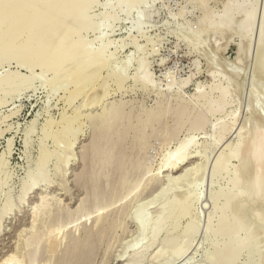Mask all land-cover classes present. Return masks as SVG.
<instances>
[{"label":"rangeland","instance_id":"374dc122","mask_svg":"<svg viewBox=\"0 0 264 264\" xmlns=\"http://www.w3.org/2000/svg\"><path fill=\"white\" fill-rule=\"evenodd\" d=\"M73 1H82L76 12L79 5H72L79 19L73 28L70 19L62 22L68 27L61 24L59 30L70 33L68 38L50 32L44 64H18L13 52L0 59V78L17 72L12 89L0 88V264H264V170L242 151L244 143L264 134V70L256 65L264 64V0ZM126 5L132 6L128 16ZM243 7L251 12L247 25ZM108 12L118 19L107 20ZM105 41L104 53L97 52ZM73 45L81 48L71 62L76 70L84 64L91 68L100 56L94 86L102 85L70 104L65 95L76 85L69 81H75L70 77L75 70L66 57ZM51 61L56 64L49 70ZM102 87L109 94L99 100ZM90 94L97 95L93 102ZM109 105L121 107V113L114 112L118 122L108 123L113 126H103L108 128L104 141L98 126L114 110ZM77 111L81 117L67 147L55 131L59 134L61 115ZM189 135V156L179 167L196 169L183 175L179 167H165L164 160ZM95 145L104 148L97 158ZM42 152L46 162L38 168ZM31 172L36 181L28 179ZM25 183L34 186L26 192ZM221 217L232 221H225L228 230L219 225ZM236 218L240 225L231 228ZM81 247L87 248L81 252Z\"/></svg>","mask_w":264,"mask_h":264},{"label":"bare ground","instance_id":"6f19581e","mask_svg":"<svg viewBox=\"0 0 264 264\" xmlns=\"http://www.w3.org/2000/svg\"><path fill=\"white\" fill-rule=\"evenodd\" d=\"M5 0H0V59H1V57H3V58H5L4 57V55L6 56V54H8V53H10V52H13L14 53V55H16L17 57H16V61H17V63L19 64V63H21V62H23L25 65H27L28 63H30V62H33V60H37V61H39L40 63H42L44 60H45V62L47 61V59H45V57L47 58V53H49V51L51 50V49H49L50 47H48V49H49V51H48V49H47V42L49 41V40H46V39H48V38H52L51 36H52V34L54 33V34H56V33H58V34H60L61 32L60 31H62L63 29H66L68 26H66V24H64V23H66V22H72L73 23V25H71L72 26V28L73 27H75V25L74 24H76L77 22V20L79 19V18H77V17H79V15H77V14H79L80 12L78 11L77 12V14H75L74 12H76L77 10H80V8L82 7L80 4H82V1H81V3L80 4H78V3H75L73 0H33V2H32V0H27L28 1V3L31 1L32 3H30L29 5L27 4V3H25V2H27L26 0H8V1H5ZM44 1V2H43ZM39 2L41 3V5L43 4V6L46 4V6H44V9H43V7L41 8V9H43V10H40V8H38L37 9V5H39ZM79 2V1H78ZM113 2V1H112ZM115 2H118V0H115ZM79 5V6H76L78 9H76L75 11H74V7L72 8V5ZM40 6V5H39ZM81 6V7H80ZM115 6V5H114ZM127 7V11L125 12V14L127 13V16H128V14L130 13L129 11L131 10V8H132V6L131 5H126ZM245 7H247V6H245ZM250 7V6H249ZM125 8V7H124ZM74 11V12H73ZM111 11V10H110ZM120 11H125L124 9L122 10H119V13H120ZM129 12V13H128ZM239 12V11H238ZM74 13V14H73ZM251 13V12H250ZM249 11H247L246 10V8H241L240 9V14L241 15H243V20L245 19V25H247L246 24V21H248L249 20ZM253 13V12H252ZM108 14V15H107ZM106 15V18H107V20L108 19H110V20H113L114 18H117L118 19V17H116L117 15H116V12H108ZM122 14H123V12H122ZM252 15V14H251ZM72 16V17H71ZM74 16V17H73ZM77 16V17H76ZM69 17H71V18H69ZM73 18V19H72ZM75 18H77V20H75ZM105 18V19H106ZM252 18V17H251ZM66 19H70V21L69 20H67V21H65L64 22V20H66ZM72 19V20H71ZM138 19H139V15H137L136 17H135V20H134V22H137L138 21ZM247 19V20H246ZM62 22H64V23H62ZM75 22V23H74ZM108 22V21H107ZM243 23V22H242ZM61 24H63L62 25V30H59L60 29V27H61ZM254 24V23H253ZM36 25H37V27L39 26V28L37 29H34V27H36ZM249 25H251V24H249ZM69 26H70V24H69ZM254 26V25H253ZM64 27H66V28H64ZM243 27H244V23H243ZM251 28V27H250ZM33 29L34 30H36V32L35 31H33ZM70 28H68V31L70 32V30L71 31H73L72 29H70ZM132 29V28H131ZM131 29H129L130 31H131ZM245 29V28H244ZM246 29H248V28H246ZM246 29H245V31H246ZM65 31V30H64ZM63 31V33H61L60 35H62V34H67L66 32H64ZM248 31V30H247ZM50 32H52V34L50 35ZM250 32V31H249ZM128 33V35L130 34L129 33V31L127 32ZM24 35L25 36V38H24V40L23 41H21V42H17L18 41V38H19V36L20 35ZM58 34H56L55 35V37H57V35ZM70 34V33H69ZM68 34V35H69ZM50 35V36H49ZM59 35V37H61ZM66 36L65 35V37H69V36ZM126 35V34H125ZM245 35V34H244ZM261 38H264V29L261 31ZM54 37V38H55ZM64 37V36H63ZM67 38H65V39H67ZM260 39V38H259ZM55 40V39H54ZM57 40H58V42L59 43H61V45L63 44L62 42H64L63 41V38H57ZM51 41H53L52 39H51ZM107 42H109L108 41V39L106 40ZM105 41V42H106ZM261 41V40H260ZM46 42V43H45ZM54 42H56V40L54 41ZM58 42H56V44L58 45ZM107 42L105 43V44H102V45H105V47L104 46H99L100 48L98 49V48H96V49H98L99 51H97V52H100V51H102L103 53H104V48H106L107 46H106V44H107ZM101 42H99V44H100ZM110 43V42H109ZM109 43H108V45H109ZM53 44V43H52ZM71 44H72V42H71ZM79 44V43H78ZM81 44V43H80ZM83 44V43H82ZM64 45V44H63ZM59 46V45H58ZM55 47L56 49H54V51H56V53H58L57 51H59L58 50V48L60 47ZM74 47H73V49H72V47H71V49H70V54H68V56L66 57L67 59V61L66 62H69V63H71V62H73V60H76L75 58H77V57H75L76 55H77V53H80V49L78 48L79 46H77V47H75V45H73ZM63 47V46H62ZM98 47V46H97ZM136 48V47H135ZM137 48H138V46H137ZM16 50V51H15ZM136 50V49H135ZM137 50H139V48L137 49ZM240 50V49H239ZM69 51V50H68ZM95 52H96V50H95ZM13 53H11V54H13ZM16 53V54H15ZM55 53V54H56ZM67 53V52H66ZM239 53V52H238ZM10 54V55H11ZM59 54V53H58ZM92 54H97V53H94V52H92ZM263 54H264V52H263ZM47 55V56H46ZM57 55V54H56ZM64 55V54H63ZM86 55H88V54H85L84 56L86 57ZM91 55V54H90ZM65 56V55H64ZM78 56H79V54H78ZM89 56V55H88ZM93 56V55H92ZM97 57H96V62H94L93 64H94V66H92L91 65V68H89L87 65H89V64H87V65H80V67L76 70L75 68H73V66H72V64H74V63H71V64H69V63H67V64H69V65H71L72 66V68L70 69L71 71H73V69L75 70L74 72H72V75L70 76V77H72L73 79H75V81H72V79L70 80L69 79V77L67 78V80L69 79V81L72 83V85H75L73 88L74 89H70L71 91H69L68 92V90H67V94L65 95V102L66 103H70L71 104V102H73V100H75L78 96H87L88 95V93H87V91L88 90H91L93 87L95 88V90L96 89H98V87L99 86H101L102 84L99 82V84H101V85H98V87L97 86H94V84H95V82L97 81V76H100V75H97V74H99V73H97V72H99V71H101V68L99 69L98 68V65L99 64H101V63H99L100 62V58H98V57H100V56H98V55H96ZM57 57H58V55H57ZM262 57H263V55H262ZM65 59V58H64ZM82 59V58H81ZM81 59H79V61L81 60ZM89 59H91V57L89 58ZM260 59V58H259ZM18 60H19V62H18ZM91 60H93V59H91ZM1 61H3L2 59H1ZM57 61V60H56ZM84 61H86V60H84ZM83 61V62H84ZM129 61V59H126V62H128ZM258 61V60H257ZM51 62H53V63H51ZM51 62H49L48 63V65L49 64H51L50 65V67H51V69H50V67L48 68L49 70H52V68H55V64H56V62H54V61H51ZM82 62V63H83ZM90 62V61H89ZM262 62V61H261ZM23 63H21V64H23ZM85 63V62H84ZM91 63V62H90ZM96 63V64H95ZM257 63V62H256ZM260 63V62H259ZM264 62H262V64H263ZM23 64V65H24ZM42 64H44V63H42ZM79 64V63H78ZM78 64H75V65H78ZM92 64V63H91ZM109 64V63H108ZM127 65H128V63H126ZM65 65V64H64ZM126 65V66H127ZM257 66H261L260 67V70L261 69H263L264 70V64L263 65H261V63H260V65L259 64H256ZM27 66H29V65H27ZM67 66V65H66ZM66 66H62V67H65V69H68V68H66ZM71 66H68V67H71ZM79 66V65H78ZM102 67V66H101ZM103 68V67H102ZM109 68V67H108ZM256 68V67H255ZM258 69H259V67H258ZM255 70V69H254ZM260 70H258V71H260ZM15 71V70H14ZM68 71V70H67ZM257 71V70H256ZM262 71V70H261ZM260 71V72H261ZM255 72V71H254ZM68 73H69V71H68ZM263 74H264V71L262 72ZM66 74H67V72H66ZM108 74V73H107ZM111 74V73H110ZM259 74V73H258ZM261 74V73H260ZM68 75H70V74H68ZM116 75V74H115ZM120 75V74H119ZM17 76V72L15 71V72H10V74L7 76V77H1L0 78V88H4V87H8L7 89L8 90H10V89H12L13 87H11L10 86V84H11V81L14 79V77H16ZM66 76V75H65ZM121 76H122V74H121ZM120 76V77H121ZM124 76V75H123ZM256 76V75H255ZM115 77V76H114ZM124 77H126V75L124 76ZM257 77V76H256ZM258 77H260V76H258ZM99 78H101V77H99ZM105 78V77H104ZM119 78V76H117V79ZM122 78V77H121ZM261 78H263L262 76H261ZM258 79V81L259 80H262V79ZM108 79V78H107ZM116 79V78H115ZM103 80V79H102ZM106 80V79H105ZM124 80H125V78H124ZM124 80H123V82H124ZM263 80H264V78H263ZM262 80V81H263ZM69 81H68V83H69ZM104 81V80H103ZM115 81H118V80H115ZM119 81L120 82H122V80L119 78ZM257 81V82H258ZM261 81V82H262ZM25 82V81H24ZM73 82H76L75 84H73ZM120 82L118 83V82H115V83H118V84H120ZM260 82V81H259ZM67 83V82H66ZM103 83H105V82H103ZM114 83V82H113ZM70 84V83H69ZM96 84H98V83H96ZM105 85V84H104ZM104 85H103V87H104ZM106 85H107V82H106ZM105 85V86H106ZM121 86V85H120ZM119 86V87H120ZM85 87H87V89L85 88ZM102 87V88H103ZM107 87H109L108 85H107ZM107 87H106V89H107ZM213 87V86H212ZM93 88V89H94ZM101 88V87H100ZM214 88V87H213ZM92 89V90H93ZM105 89V90H106ZM117 89H118V87H117ZM2 90V89H1ZM4 90H6V88H4ZM3 90V91H4ZM94 90V92L97 94L99 91H95ZM99 90V89H98ZM103 90H104V88H103ZM103 90H100V91H102L103 92ZM105 90H104V92H103V94H99L98 93V95H99V97H98V99L100 100V98L102 99V97L100 96V95H104V94H109V93H105ZM213 90H215V89H213ZM263 91V90H262ZM101 92V93H102ZM113 92V91H112ZM94 93V94H95ZM264 93V92H263ZM85 94H87V95H85ZM93 94V93H92ZM221 95L223 96V94H220V97H221ZM64 96V95H63ZM90 97H92L90 100L93 102V98H94V96H97V95H94V96H91V94L89 95ZM220 97L218 98V99H220ZM105 98V97H104ZM222 98V97H221ZM83 99V98H82ZM89 99L87 98V100L86 101H89ZM94 99H96V98H94ZM97 99V100H98ZM98 100V101H99ZM104 100V99H103ZM217 100V99H216ZM85 101V100H84ZM90 101V102H91ZM96 101V100H95ZM219 101V100H218ZM83 102V101H82ZM90 102H88V103H86V105L88 104V105H90L91 103ZM96 103V102H95ZM112 103V102H111ZM210 103V102H209ZM216 103H217V101H216ZM113 104V103H112ZM80 105V104H79ZM83 105V104H82ZM93 106H94V104H92ZM95 105H97V104H95ZM120 105V104H119ZM208 105V104H207ZM211 105V104H210ZM215 105H217V104H215ZM100 106V105H99ZM104 106V105H103ZM112 106V105H111ZM218 106V105H217ZM216 106V109L219 107H217ZM78 107V106H77ZM113 108H114V106H112ZM112 107H110V105H109V107L108 108H112ZM117 107V105H115V108H114V110L113 109H111V110H109L108 111V108H107V111L108 112H106V114H105V116H103L104 114L102 113L101 115H99L98 114V116H103L102 117V119H103V121H104V124H102V123H100V124H102L101 126H98V127H102L99 131L100 132H102L103 130H104V132H103V135L101 134V136L103 137L104 136V133H105V130L107 131L108 130V128L107 129H103L104 127V125L105 124H108V123H110V120H112L113 118H114V114L116 113V111L117 110H120V108L121 107H119V109H118V107ZM175 107H177V106H175ZM66 108V107H65ZM81 109H82V107H80ZM79 108V109H80ZM89 108V107H88ZM174 108V107H173ZM79 109H76V110H79ZM104 109V108H103ZM165 109V108H164ZM177 109V108H176ZM176 109H175V112H177L176 111ZM216 109H215V111H216ZM73 110H75V109H73ZM163 110V109H162ZM179 110V109H178ZM213 110V109H212ZM211 110V111H212ZM218 110V109H217ZM65 111V110H64ZM86 111V110H85ZM105 111V110H104ZM164 111V110H163ZM163 111H162V113H163ZM75 112V111H74ZM115 112V113H114ZM118 112V111H117ZM165 112V111H164ZM64 113V112H63ZM82 112H76V113H74L73 115H61L60 117H62L61 118V120L59 119V121H60V131H59V129H58V131H59V134H58V132H56L55 131V134L56 135H59L61 138H62V141H63V144L62 145H68L67 147H70V145H72V135H74L75 133H74V129H76V127L75 128H73L72 129V126H73V123L74 122H76L77 120H78V118H79V116L81 117V114ZM105 113V112H104ZM119 113H121V112H118L117 114H119ZM159 113L161 114V112L159 111ZM158 113V114H159ZM62 114V113H61ZM66 114V113H65ZM69 114V113H68ZM158 114H156L155 113V116L156 115H158ZM180 114V113H179ZM162 115V114H161ZM83 116V115H82ZM153 117H155L154 115H152ZM160 116V115H159ZM180 116V115H179ZM119 116L117 115V118H118ZM148 117V116H147ZM147 117H146V119H147ZM161 117V116H160ZM120 118V117H119ZM149 118V117H148ZM156 118V117H155ZM159 118V117H158ZM101 119V120H102ZM115 119H116V117H115ZM115 119H113L114 120V123L115 122H118L117 121V119H116V121H115ZM146 119L144 120L145 122H146ZM153 119V118H152ZM35 120V118H32L31 119V122L33 123V122H35L34 121ZM51 120V119H50ZM100 120V117H99V119H98V121H101ZM135 120V119H134ZM154 120V119H153ZM200 120V119H199ZM58 121V122H59ZM137 121H140V120H137ZM137 121H135L134 123H135V125L137 124L136 122ZM152 121V120H151ZM155 121H156V119H155ZM47 122V121H46ZM49 122V121H48ZM51 122H52V120H51ZM57 122V123H58ZM82 122L83 121H81V125H82ZM84 122H85V120H84ZM83 122V123H84ZM102 122V121H101ZM113 122V121H112ZM111 122V123H112ZM141 122V121H140ZM144 122V123H145ZM148 122V121H147ZM153 122V121H152ZM195 122V121H194ZM198 120H197V123L196 124H198ZM200 122H201V120H200ZM199 122V123H200ZM56 123V124H57ZM98 123V125H100ZM114 123H112V124H114ZM143 123V122H142ZM143 123V124H144ZM150 123V122H149ZM48 124H53V122L52 123H48ZM47 124V125H48ZM77 124V123H76ZM140 124V123H139ZM151 124V123H150ZM201 124V123H200ZM199 124V125H200ZM236 124V123H235ZM58 125V124H57ZM121 125V124H120ZM148 125V124H147ZM156 125H157V123H156ZM195 124H193V126H194ZM52 126V125H51ZM77 126V125H76ZM110 126H113V125H110ZM109 126V124L107 125V127H110ZM131 126V125H130ZM129 126V127H130ZM141 126V125H140ZM150 126H152V125H150ZM193 126H191L190 125V128L191 127H193ZM234 126V125H233ZM106 127V126H105ZM116 127V126H115ZM117 127H119V126H117ZM121 127H124V126H121ZM126 127V126H125ZM128 127V126H127ZM128 127V128H129ZM143 127H145V125L143 126ZM154 127V126H153ZM199 127V126H198ZM198 127H196V128H198ZM226 127H227V125H226ZM51 128V127H50ZM80 128V127H79ZM78 128V129H79ZM120 128V127H119ZM128 128H127V130H128ZM156 128V127H155ZM187 128H189V127H187ZM190 128H189V130H190ZM194 129H192V130H195V126L193 127ZM228 128V127H227ZM56 129V128H55ZM116 128H114L113 130H115ZM123 129V128H122ZM138 129H140L141 130V132H142V129L143 128H139L138 127ZM152 129H154V128H152ZM72 130V131H71ZM77 130V129H76ZM80 130V129H79ZM110 130H112V128L110 129ZM131 130V129H130ZM136 130H137V128H136ZM120 131V130H119ZM123 131H125L126 132V129L124 130L123 129ZM132 131V130H131ZM135 131V130H134ZM138 132H139V130H137ZM143 131H144V129H143ZM71 132H73V134L71 133ZM76 132V131H75ZM124 132V133H125ZM108 133V132H107ZM112 133V132H111ZM121 133H123V132H121L120 131V134ZM126 133H128V132H126ZM133 133V132H132ZM143 133V132H142ZM141 133V134H142ZM72 134V135H71ZM109 134V133H108ZM140 134V133H139ZM77 135V134H76ZM107 135V134H106ZM105 135V136H106ZM115 135H117V132H116V134ZM114 134H113V136H115ZM125 135V134H124ZM124 135H120L121 137H123ZM143 135V134H142ZM191 135V134H190ZM188 136L186 139H187V141L186 142H184L183 144L182 143H180V144H182V145H180V147L177 149V147H176V152L174 153V152H172V153H174V154H172V153H169L170 154V157H168V158H166V160H164L165 159V157H164V161H165V167L166 166H168V169L170 170L171 169V171L172 170H176V168H178L181 164H183L184 162H185V160H187V156H189V155H187L186 153H185V149L187 148V146H188V144H190L191 142H190V140H188L189 139V137H190V139L192 140V135L191 136ZM108 136V135H107ZM119 136V135H118ZM134 136H136L135 134H134ZM137 136H139V135H137ZM74 138L76 137V136H73ZM61 138H60V140H61ZM100 138V137H99ZM98 138V139H99ZM105 137H103V139H104ZM110 138H112V134H111V136H109V139ZM136 138V137H135ZM144 138V137H143ZM107 139V144H110V143H108V138H106ZM185 139V140H186ZM59 140V139H58ZM100 140H101V138H100ZM111 140V139H110ZM109 140V142H111ZM139 140V139H138ZM143 140V139H142ZM251 140V139H250ZM249 140V142H246V143H244L243 144V149H242V151L244 152H242L243 154H248V155H246V156H250V159L252 158V163L254 162V164L257 166V165H259V167L261 168V169H263L264 170V134H261V132H260V134L258 133V135H256L251 141ZM62 141H59V142H62ZM73 141H74V139H73ZM103 141V140H102ZM104 141H105V139H104ZM100 142V141H99ZM190 142V143H189ZM101 143V142H100ZM103 143V142H102ZM101 143V144H102ZM61 144V143H60ZM74 144V143H73ZM100 145V144H99ZM27 146V145H26ZM102 147V146H101ZM217 147H218V145H217ZM216 147V148H217ZM240 147V143L239 144H237V147L236 148H239ZM102 149H104L103 147H102ZM102 149L101 148H99V147H96V145H95V147H93V152H92V155L94 156V157H98V156H100L101 154H103L101 151H102ZM220 151V150H219ZM47 152V151H46ZM46 152H42V155L40 156V160H39V162H37V167L38 168H42L43 166H44V164H45V162H46V155H47V153ZM217 152H218V150H217ZM233 155H235L236 153H235V151H233V153H232ZM92 155H89V156H91L92 157ZM167 155V154H166ZM233 155H231V156H233ZM169 156V155H168ZM231 156H229V157H231ZM96 157V158H97ZM102 157V156H101ZM96 158H94L95 160H96ZM171 158H174V159H172L171 160ZM226 158H228V156H225L224 158H221V159H219V160H216V158H215V160L218 162H222V161H224V159H226ZM99 159V158H98ZM249 159V158H248ZM94 160V161H95ZM102 160V159H101ZM92 161V160H91ZM97 161V160H96ZM95 161V162H96ZM110 161V160H109ZM94 162V163H95ZM98 162L99 161H97V164H98ZM214 163H216L215 161H213ZM102 163V162H101ZM100 163V164H101ZM103 164V163H102ZM196 164V163H195ZM191 165V164H190ZM99 166H101V165H99ZM105 166V165H104ZM189 166V165H188ZM188 166H186V167H184L183 169H181L180 167V171L181 172H183V175H184V173H186L187 174V172L189 173V169H193V168H195L196 169V167L193 165L192 167H189V169H188ZM94 167V166H93ZM96 167H98V166H96ZM101 167H103V165L101 166ZM162 167H164V166H162ZM197 167H198V164H197ZM119 169V168H118ZM167 169V170H168ZM198 169V168H197ZM193 171V170H192ZM199 171V170H198ZM195 172V171H194ZM262 172V171H261ZM260 172V173H261ZM191 173H193V172H191ZM263 173V172H262ZM181 175H182V173H180ZM179 174V175H180ZM34 175V173H28V179H30V177L32 176L33 178H34V181H36V177L35 176H33ZM100 175V174H99ZM98 175V176H99ZM179 175L177 176L176 175V177L177 178H179ZM264 173L261 175V178H263L264 176ZM82 177H84V176H82ZM259 177V176H258ZM37 178H39L38 176H37ZM80 178V177H79ZM88 178V177H87ZM176 178V179H177ZM182 178V177H181ZM86 179V178H85ZM175 179V180H176ZM33 179H31L30 181H32ZM88 180V179H87ZM180 180V179H179ZM34 181H32V182H34ZM82 181H83V179H82ZM258 181V182H257ZM264 181V178H263V180L261 179V182H263ZM84 182V181H83ZM255 182H256V184L254 185V187H255V190H257L258 189V187L260 186L259 184H260V181H259V179L258 180H255ZM30 183V182H29ZM85 183V182H84ZM95 183V182H94ZM25 184H28V183H25ZM263 184V183H262ZM85 185H86V183H85ZM90 185V184H89ZM32 186H34V185H30L29 186V184H28V186L26 187V185L24 186V187H26V189H24V191H28L29 190V188H31ZM91 186V185H90ZM86 187V186H85ZM253 187V188H254ZM94 188V187H93ZM262 188V187H261ZM259 190V189H258ZM106 192V191H105ZM91 193V192H90ZM24 194H25V192H24ZM98 194H100V193H98ZM105 194V193H104ZM103 194V195H104ZM258 194V193H257ZM260 194V193H259ZM216 195L217 194H215V197L214 198H217L216 197ZM220 195V194H219ZM41 198V197H40ZM97 198V197H96ZM41 200H44L43 198H41ZM97 201H99V199L97 200ZM97 201H96V204H97ZM228 201V200H227ZM229 202V201H228ZM227 203V202H226ZM40 204V203H39ZM182 205V204H181ZM181 205H180V207H181ZM224 205L226 206V204L224 203ZM223 205V206H224ZM228 205V204H227ZM39 207H40V205H38ZM103 206V205H102ZM183 206V205H182ZM224 206V207H225ZM97 207H101V205H98ZM176 207H179V204H178V206H176ZM179 207V209L181 210V209H183V208H180ZM103 208V207H102ZM97 209V208H96ZM178 209V208H177ZM98 210V209H97ZM99 211V210H98ZM238 212H239V210H238ZM99 214V213H98ZM238 214V213H237ZM242 214V213H241ZM103 215V214H102ZM243 215V214H242ZM245 215V214H244ZM98 218L100 217V215H96ZM224 217H226L225 215H223ZM96 217V218H97ZM236 217V216H235ZM239 217V216H238ZM100 218H102V217H100ZM105 218V217H104ZM222 218V219H221ZM220 219L221 220H219V221H221L220 222V224L219 225H222V227H225V229L226 230H228V228L230 227H228L227 225L230 223L231 225H232V221L230 220V222H229V220L227 219L226 220V218H228V217H226L225 218V220H224V218L223 217H221ZM242 218V217H241ZM238 218H236V222H235V226L233 225V226H231V228L232 227H236V229H237V225H240V223H238L237 220ZM240 219V218H239ZM227 222V225H226V222ZM234 221L235 220H233V223H234ZM240 221L242 222V220L240 219ZM222 223V224H221ZM236 223H237V225H236ZM188 225H190V224H188ZM241 225H242V223H241ZM192 226V225H191ZM191 226H187V227H190L191 228ZM186 227V226H185ZM194 227V226H193ZM221 227V226H220ZM221 227V230L223 229L224 230V228H222ZM228 227V228H227ZM190 228H189V230H190ZM193 230V229H192ZM226 230H224V231H226ZM235 230V229H234ZM229 231H232V230H229ZM190 232V231H189ZM233 232V231H232ZM227 233L228 234H230V232H228L227 231ZM57 242V241H56ZM51 244V243H50ZM85 246H87V245H85ZM90 246V245H89ZM51 247V246H50ZM88 247V246H87ZM87 247H81V252H83L82 251V248H87ZM52 249H54V248H52ZM80 249V248H79ZM55 250V249H54ZM91 250L93 251V249L91 248ZM85 251V250H84ZM69 251H67V253H68ZM76 252V251H75ZM80 252V251H79ZM90 252V251H89ZM88 252V253H89ZM66 253V254H67ZM94 253V252H93ZM65 254V255H66ZM80 254H82V253H80ZM222 254L223 253H216V255H215V257L217 256H222ZM75 255H76V253H75ZM69 256V255H68ZM83 256H84V254H83ZM11 257V256H10ZM9 257V258H10ZM65 257H67V255L65 256ZM79 257V256H78ZM80 257H81V255H80ZM86 257H87V254H86ZM85 257V258H86ZM90 257V256H89ZM8 258V259H9ZM68 258H70V257H68ZM67 258V259H68ZM76 258V257H75ZM84 258V257H83ZM67 259L65 260V261H67ZM72 259V258H71ZM80 259V258H79ZM10 260H12V259H10ZM73 260V259H72ZM72 260H71V262H72ZM87 260V259H86ZM88 260H89V258H88ZM13 261H15L14 259H13ZM70 261V259H68V262ZM3 262H6V261H4L3 260ZM9 262H11V261H9ZM87 262H89V261H87ZM15 263H17V262H15ZM14 263V264H15ZM76 262H72V263H68V264H75ZM81 264H83L82 263V261L80 262ZM86 263V262H85ZM5 264V263H4ZM6 264H8L7 262H6ZM12 264V263H11ZM19 264V263H18ZM67 264V263H66Z\"/></svg>","mask_w":264,"mask_h":264}]
</instances>
